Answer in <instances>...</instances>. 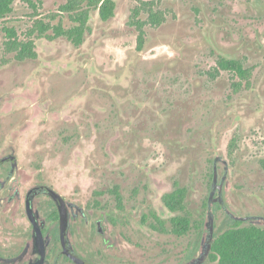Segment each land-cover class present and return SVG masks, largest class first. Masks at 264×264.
I'll use <instances>...</instances> for the list:
<instances>
[{
	"label": "rangeland",
	"instance_id": "obj_1",
	"mask_svg": "<svg viewBox=\"0 0 264 264\" xmlns=\"http://www.w3.org/2000/svg\"><path fill=\"white\" fill-rule=\"evenodd\" d=\"M34 1L37 11L16 0L0 20V147L16 152L22 188L47 185L65 198L74 249L93 264H218L210 255L222 232L237 223L264 228V0H116L110 20L92 12L81 46L28 36L38 19L74 25L67 13L50 19L67 0ZM5 24L35 40L36 58L6 49ZM221 58L241 60L249 78L214 77ZM176 186L186 187L192 213L182 236L171 232L178 213L162 200ZM41 191L35 208L60 249L56 203ZM17 209L0 221L13 249L31 232L23 204ZM105 212L103 236L95 220Z\"/></svg>",
	"mask_w": 264,
	"mask_h": 264
},
{
	"label": "trees",
	"instance_id": "obj_2",
	"mask_svg": "<svg viewBox=\"0 0 264 264\" xmlns=\"http://www.w3.org/2000/svg\"><path fill=\"white\" fill-rule=\"evenodd\" d=\"M16 0H0V20H5L13 11ZM35 10L38 5L34 0H25ZM149 11V20L152 24H160L163 16L154 11L152 2H145ZM116 0H67L59 7V13L50 15V19L54 20L58 14L67 13L74 25L66 27L62 21L57 24L46 22L44 19L36 20L35 24L28 31V36L47 37L56 39L66 37L75 46H81L92 28L90 25L91 14L98 11L100 17L104 21H108L116 14ZM144 7L135 12L134 24L138 29V45L137 49L143 50L146 39L145 21L138 16ZM3 30L6 35V49L15 52L18 60H26L28 58H36V42L34 39L27 41L20 40L18 31L15 27L4 25ZM52 30L53 33L48 32ZM230 71L241 79H248L250 69L244 66V63L238 59L221 58L213 76L215 77L220 71ZM236 87L240 86L239 82L235 83ZM264 168V159L261 161ZM119 202L122 201V195L119 187L113 190ZM187 189L186 187L176 186L172 191L165 193L162 197L165 206L172 212L178 213L174 215L170 221L172 224L171 232L178 236L185 235L192 226V213L186 205ZM153 217L160 224L161 230L166 231L165 220L161 219L153 212ZM212 253L210 259L217 261L218 264H264V228L255 224L242 225L237 223L222 232L212 243Z\"/></svg>",
	"mask_w": 264,
	"mask_h": 264
},
{
	"label": "flooded vegetation",
	"instance_id": "obj_3",
	"mask_svg": "<svg viewBox=\"0 0 264 264\" xmlns=\"http://www.w3.org/2000/svg\"><path fill=\"white\" fill-rule=\"evenodd\" d=\"M12 149V148H11ZM5 150L0 147V221L6 216L10 217L17 214L15 208L23 204V214L30 221L31 232L27 229L21 233V244L12 248L3 238L0 237V264H51L50 257L56 259V264L61 257L74 264H93L88 261L78 250L74 249L70 240V211L65 198L54 188L50 186H39L32 183L26 189L22 188L23 172L19 163V158L13 150ZM44 190L56 203V209L53 212L54 221L58 222L60 249L53 248L51 244V229L46 230L45 223L39 218L35 208V198L39 192ZM61 200L65 204L69 213V226L65 228L61 221L59 204ZM29 211L33 213L41 230L42 240L39 241L37 230L30 218ZM111 219L110 213H103L102 217L95 220L96 233L97 228H101L103 236H106L108 229L106 222Z\"/></svg>",
	"mask_w": 264,
	"mask_h": 264
},
{
	"label": "water",
	"instance_id": "obj_4",
	"mask_svg": "<svg viewBox=\"0 0 264 264\" xmlns=\"http://www.w3.org/2000/svg\"><path fill=\"white\" fill-rule=\"evenodd\" d=\"M59 210H60V213H61L62 224H63V226L65 228H68V226H69V213H68V209H67V206H66L64 200H61V202L59 204ZM29 215H30V218H31L36 230H37L38 239L40 241V240H42V237H41V230L39 228V225H38V223L36 221L35 216L33 215V213L31 211H29ZM97 232L102 234L101 228H99V229L97 228Z\"/></svg>",
	"mask_w": 264,
	"mask_h": 264
}]
</instances>
